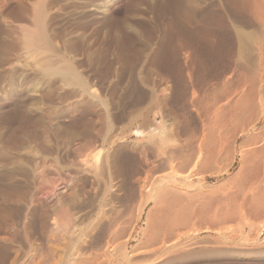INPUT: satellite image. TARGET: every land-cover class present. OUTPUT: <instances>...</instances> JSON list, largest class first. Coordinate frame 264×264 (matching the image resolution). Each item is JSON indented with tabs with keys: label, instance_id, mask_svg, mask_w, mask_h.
I'll list each match as a JSON object with an SVG mask.
<instances>
[{
	"label": "rangeland",
	"instance_id": "374dc122",
	"mask_svg": "<svg viewBox=\"0 0 264 264\" xmlns=\"http://www.w3.org/2000/svg\"><path fill=\"white\" fill-rule=\"evenodd\" d=\"M263 10L0 0V264H264L242 187L264 157ZM66 62L82 83L47 66ZM238 75L258 118L236 127L206 105Z\"/></svg>",
	"mask_w": 264,
	"mask_h": 264
},
{
	"label": "bare ground",
	"instance_id": "6f19581e",
	"mask_svg": "<svg viewBox=\"0 0 264 264\" xmlns=\"http://www.w3.org/2000/svg\"><path fill=\"white\" fill-rule=\"evenodd\" d=\"M264 11V10H263ZM263 26H264V19H263ZM264 29V28H263ZM42 31V30H41ZM44 35L41 34V38L44 39ZM244 37V36H243ZM242 37V38H243ZM26 42L29 44L34 43V36L32 33H26L25 35ZM48 41V40H47ZM36 44V43H35ZM38 47V46H36ZM50 69L49 71L56 72L60 74L61 76L65 77L66 79L72 81H78L82 83V79L80 74L77 72V70L74 68V66L70 62L64 63L63 66L60 67H54L51 64L47 65ZM243 74V73H242ZM239 77V75H238ZM226 79V78H225ZM244 77H239L237 79V85L232 86L229 82L226 80L219 82V88L208 97V102L206 105V110L208 113H224L226 109H230L229 111L232 112L235 119V125L238 126L239 124H246L247 121H249V117L251 116L252 120L255 117V119L258 118V115H256V106L254 105V98L256 97L253 94V87L256 85L249 86V89H246L244 87ZM248 79V78H247ZM251 79V78H250ZM256 79V78H255ZM229 80V79H228ZM252 80V79H251ZM250 80V81H251ZM221 81V80H220ZM230 81V80H229ZM246 81V79H245ZM256 81V80H255ZM254 81V82H255ZM247 82V81H246ZM245 82V83H246ZM250 84V82L248 81ZM234 85V84H233ZM247 86V83H246ZM218 87V85L216 86ZM256 89V87H255ZM256 91V90H255ZM256 93V92H255ZM208 96V95H207ZM207 100V99H206ZM219 114V115H220ZM212 115V114H211ZM224 115V114H223ZM227 115V114H226ZM218 116V115H217ZM215 117V116H214ZM224 117V116H222ZM212 118V117H211ZM220 119V118H218ZM213 121L215 119H212ZM251 120V121H252ZM219 121V120H218ZM230 123V122H229ZM218 125V124H217ZM224 126V125H223ZM242 126V125H241ZM222 128V127H221ZM263 131V130H262ZM241 132H247V130L240 128L237 129L234 132L233 135V144L237 142V136ZM219 135V134H218ZM252 137V136H251ZM250 137V138H251ZM262 137L256 135L251 138L252 143H256L260 140ZM215 139V138H214ZM247 140H244L241 144L242 147L247 144ZM263 140V138H262ZM227 142V140H226ZM232 144V143H231ZM257 145V144H255ZM258 146V145H257ZM251 147V146H250ZM256 147V146H255ZM263 148V147H262ZM245 150H242V152ZM251 152V150H250ZM253 152V151H252ZM264 153V148L261 150V153ZM253 154V153H252ZM247 160V159H246ZM250 160V159H249ZM246 163V162H245ZM244 163V164H245ZM250 164V163H249ZM250 166V165H249ZM255 166V165H254ZM253 166V167H254ZM245 166H242L241 170H244ZM247 168V167H246ZM245 168V169H246ZM250 168V167H249ZM240 170V171H241ZM242 172V171H241ZM246 173V172H245ZM242 187L244 190H250L254 192V195L252 193L251 199L253 202H250L251 205L249 206L251 208V214L255 216H264V157L259 161L254 168L248 169V175L246 178H244V182L242 183ZM163 195V194H162ZM249 196V195H248ZM249 208V209H250ZM174 211V210H173ZM181 212V211H180ZM169 214V213H168ZM183 214V213H182ZM244 214V213H243ZM175 215V214H174ZM180 215V214H179ZM178 216V215H177ZM241 216V215H240ZM248 216V215H247ZM185 217V216H184ZM246 217V216H245ZM251 217V216H250ZM258 218V217H257ZM175 219V218H174ZM255 219V218H254ZM259 219V218H258ZM175 221V220H173ZM182 221V220H181ZM115 227V226H114ZM112 230V229H111ZM118 231V230H117ZM114 238V237H113Z\"/></svg>",
	"mask_w": 264,
	"mask_h": 264
}]
</instances>
